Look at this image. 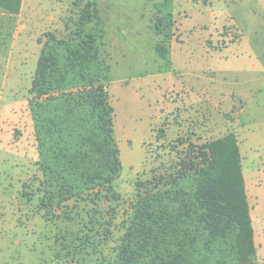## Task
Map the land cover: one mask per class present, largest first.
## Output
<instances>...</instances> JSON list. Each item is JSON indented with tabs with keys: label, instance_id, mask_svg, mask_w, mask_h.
<instances>
[{
	"label": "rangeland",
	"instance_id": "374dc122",
	"mask_svg": "<svg viewBox=\"0 0 264 264\" xmlns=\"http://www.w3.org/2000/svg\"><path fill=\"white\" fill-rule=\"evenodd\" d=\"M47 33L98 45L122 166L113 196L40 206L28 99ZM228 132L247 186L253 264H264V0H22L17 13L0 8V264H112L153 176L175 167L188 142Z\"/></svg>",
	"mask_w": 264,
	"mask_h": 264
},
{
	"label": "trees",
	"instance_id": "16d2710c",
	"mask_svg": "<svg viewBox=\"0 0 264 264\" xmlns=\"http://www.w3.org/2000/svg\"><path fill=\"white\" fill-rule=\"evenodd\" d=\"M21 3L0 0V8L13 14ZM45 37L38 40L28 99L40 206L93 192L113 196L122 166L98 45L91 37ZM177 159L132 204L112 264H253L254 229L236 135L190 141Z\"/></svg>",
	"mask_w": 264,
	"mask_h": 264
},
{
	"label": "crops",
	"instance_id": "0c3cea01",
	"mask_svg": "<svg viewBox=\"0 0 264 264\" xmlns=\"http://www.w3.org/2000/svg\"><path fill=\"white\" fill-rule=\"evenodd\" d=\"M245 187H246V189H247L246 183H245Z\"/></svg>",
	"mask_w": 264,
	"mask_h": 264
}]
</instances>
